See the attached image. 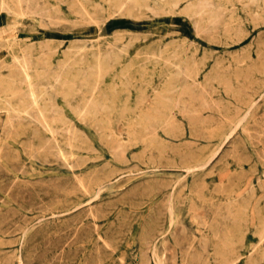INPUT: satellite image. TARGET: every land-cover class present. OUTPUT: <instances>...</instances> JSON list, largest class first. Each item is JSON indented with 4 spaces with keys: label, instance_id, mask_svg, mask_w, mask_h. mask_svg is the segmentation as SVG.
Here are the masks:
<instances>
[{
    "label": "rangeland",
    "instance_id": "obj_1",
    "mask_svg": "<svg viewBox=\"0 0 264 264\" xmlns=\"http://www.w3.org/2000/svg\"><path fill=\"white\" fill-rule=\"evenodd\" d=\"M19 1L0 0V264H264V0Z\"/></svg>",
    "mask_w": 264,
    "mask_h": 264
},
{
    "label": "bare ground",
    "instance_id": "obj_2",
    "mask_svg": "<svg viewBox=\"0 0 264 264\" xmlns=\"http://www.w3.org/2000/svg\"><path fill=\"white\" fill-rule=\"evenodd\" d=\"M20 1H21V0H20ZM20 1H19V2H20ZM62 1H63V0H62ZM89 1H90V0H89ZM10 2H11V0H10ZM15 2H16V1H15ZM29 2H33V0H31V1H29ZM77 2H78V1H77ZM77 2H76V3H77ZM210 2H212V1L210 0ZM27 3H28V2H27ZM35 3L37 4V1H36ZM40 3H41V2H40ZM76 3H75V4H76ZM121 3H122V2H121ZM126 3H127V1H126ZM201 3H202V2H201ZM207 3H208V2H207ZM213 3H214V2H213ZM36 4H35V5H36ZM41 4H43V2H42ZM41 4H40V5H41ZM123 4H124V2H123ZM32 5H33V3H32ZM64 5H65V4H64ZM131 5H132V4H131ZM201 5H202V4H201ZM247 5H248V4H247ZM2 6H3V4H2ZM2 6H1V7H2ZM4 6H5V5H4ZM10 6H11V4H10ZM14 6H15V5H14ZM21 6H22V5H21ZM50 6L52 7V5H50ZM83 6H84V5H83ZM124 6H125V4H124ZM133 6H134V5H133ZM186 6H187V5H186ZM205 6H206V5H204L203 7H205ZM216 6H218V5H216ZM26 7H27V6H26ZM33 7H34V6H33ZM35 7H36V6H35ZM42 7H43V6H42ZM45 7H46V6H45ZM45 7H44V8H45ZM80 7H81V6H80ZM125 7H127V6H125ZM207 7H208V6H207ZM5 8H6V7H5ZM5 8H3V9H5ZM30 8H31V7H30ZM44 8H43V9H44ZM56 8H57V7H56ZM68 8H69V7H68ZM102 8H103V7H102ZM122 8H123V7H122ZM201 8H202V7H201ZM219 8H220V6H219ZM1 9H2V8H1ZM16 9H17V8H16ZM26 9H28V7H27ZM35 9H37V8H35ZM40 9H41V8H40ZM46 9H47V8H46ZM52 9H54V8H52ZM65 9H66V8H65ZM5 10H6V9H5ZM19 10H20V9H19ZM30 10H31V9H30ZM44 10H45V9H44ZM47 10H48V9H47ZM79 10H80V9H79ZM100 10H101V9H100ZM217 10H218V9H217ZM226 10H227V9H226ZM22 11H23V9H22ZM24 11H25V10H24ZM38 11H39V9H38ZM40 11H41V10H40ZM40 11H39V12H40ZM42 11H43V10H42ZM119 11H121V10L119 9ZM149 11H150V10H149ZM222 11H223V10H222ZM222 11L220 10V12H222ZM245 11H246V10H245ZM29 12H30V11H29ZM45 12H47V11H45ZM71 12H72V10H71ZM82 12H83V11H82ZM84 12H85V11H84ZM87 12H88V11H87ZM122 12H123V11H122ZM150 12H151V11H150ZM216 12H217V11H216ZM2 13H3V12H2ZM34 13H38V12H34ZM77 13H78V12H77ZM27 14H28V13H27ZM30 14H31V13H30ZM43 14H44V13H43ZM43 14H42V15H43ZM216 14H218V12H217ZM216 14H215V15H216ZM4 15H5V14H4ZM85 15H86V14H85ZM120 15H121V14H120ZM199 15H200V14H199ZM219 15H220V13H219ZM219 15H217V16L219 17ZM46 16H47V15H46ZM80 16L82 17L81 14H80ZM117 16H118V15H117ZM221 16H222V15H221ZM224 16H225V15H224ZM4 17H5V16H4ZM49 17H51V16L49 15ZM136 17H137V16H136ZM222 17H223V16H222ZM21 18H22V17H21ZM25 18H26V17H25ZM87 18H88V16H87ZM94 18H95V17H94ZM97 18H98V17H97ZM39 19H40V18H39ZM44 19H45V18H44ZM48 19H49V18H48ZM65 19H66V18H65ZM82 19H83V18H82ZM82 19H81V20H82ZM88 19H91V18H88ZM218 19H220V17H219ZM50 20H51V19H50ZM52 20H53V19H52ZM54 20L57 21V19H54ZM54 20H53V22H55ZM101 20H102V19H101ZM260 20H261V19H260ZM4 21H5V20H4ZM45 21H46V20H45ZM48 21H49V20H48ZM74 21H75V20H74ZM91 21H92V20H91ZM104 21H105V20H104ZM41 22H42V21H41ZM43 22H44V21H43ZM76 22H78V21H76ZM93 22H94V21H93ZM102 22H103V20H102ZM223 22H224V21H223ZM24 23H25V22H24ZM47 23H48V22H47ZM58 23H59V21L57 22V24H58ZM70 23H71V22H70ZM80 23H81V22H80ZM80 23H79V24H80ZM193 23H194V22H193ZM39 24H40V23H39ZM54 24H55V23H54ZM67 24H68V23H67ZM73 24H75V23H73ZM191 24H192V22H191ZM195 25H196V24H195ZM208 25H210V24H208ZM212 25H213V24H212ZM24 26H25V25H24ZM50 26H51V25H50ZM58 26H59V25H58ZM69 26H70V25H69ZM206 26H207V25H206ZM210 26H211V25H210ZM217 26H218V24H217ZM51 27H52V26H51ZM55 27H56V26H55ZM72 27H73V26H72ZM212 27H213V26H212ZM212 27H211V28H212ZM214 27H215V26H214ZM58 28H59V27H58ZM70 28H71V27H70ZM195 28H196V27H195ZM207 28H208V27H207ZM237 28H238V27H237ZM7 29H8V28H7ZM60 29H61V28H60ZM60 29H59V30H60ZM18 30H19V29H18ZM207 30H208V29H207ZM233 30H234V29H233ZM238 30H239V29H238ZM8 31H9V30H8ZM16 31H17V30H16ZM196 31H197V30H196ZM209 31H212V30H209ZM209 31H208V32H209ZM221 31H222V30H221ZM1 32H2V31H1ZM9 32H10V31H9ZM208 32H207V33H208ZM232 32H234V31H232ZM232 32H231V33H232ZM3 33H4V31H3ZM201 33H202V32H201ZM204 33H206V32H204ZM135 34H136V33H135ZM202 34H203V33H202ZM208 34H210V33H208ZM211 34H212V33H211ZM198 36H199V35H198ZM142 39H143V38H142ZM17 40H18V39H17ZM131 40H132V38H131ZM4 42H6V41H4ZM89 42H90V41H89ZM6 43H7V42H6ZM41 43H42V42H41ZM121 43H122V42H121ZM3 44H4V43H3ZM47 44H48V43H47ZM47 44H45V46H46ZM87 44H88V43H87ZM114 45H116V44H113L112 47H114ZM127 45H128V44H127ZM116 47H117V46H116ZM43 48H44V47H43ZM110 48H111V47H110ZM193 48H194V47H193ZM41 49H42V48H41ZM97 49H98V46H97ZM158 49H159V48H158ZM46 50H47V49H46ZM46 50H45V51H46ZM48 50H49V49H48ZM48 50H47V51H48ZM73 50H74V49H73ZM73 50H72V51H73ZM201 50H202V49H201ZM11 51H12V50H11ZM41 51H43V50H41ZM111 51H112V50H111ZM111 51H110V53H111ZM48 52H49V51H48ZM107 52H108V51H107ZM118 52H121V50L118 51ZM195 53H196V52H195ZM24 54H25V53H24ZM28 54H29V53H28ZM48 54H49V53H48ZM147 54H148V53H147ZM147 54H146V57L148 58ZM175 55H176V54H175ZM261 55H262V54H261ZM24 56H25V55H24ZM39 56H40V55H39ZM152 56H153V55H152ZM158 56H159V55H158ZM11 57H12V56H11ZM42 57H43V53H42ZM150 57H151V56H150ZM262 57H263V56H262ZM12 58H13V57H12ZM29 58H30V57H29ZM47 58H48V57H47ZM101 58H102V57H101ZM108 58H109V57H108ZM158 58H159V57H158ZM249 58H250V57H249ZM17 59H20V58H17ZM14 60H15V59H14ZM27 60H28V59H27ZM49 60H50V59H49ZM97 60H98V59H97ZM111 60H112V58H111ZM178 60H179V59H178ZM15 61H16V60H15ZM24 61H25V60H24ZM32 61H33V60H32ZM63 61H64V60H63ZM128 61H129V59H128ZM263 61H264V60H263ZM30 62H31V61L29 60V63H30ZM41 62H42V61H41ZM43 62H44V60H43ZM169 62H170V61H169ZM15 63H17V61H16ZM31 63H32V62H31ZM98 63H99V61H98ZM111 63H112V62H111ZM173 63H174V61H173ZM175 63H176V62H175ZM204 63H205V62H204ZM215 63H216V62H215ZM227 63H228V62H227ZM25 64H26V63H25ZM39 64H40V62H39ZM41 64H42V63H41ZM171 64H172V63H171ZM233 64H234V63H233ZM236 64H237V62H236ZM238 64H239V63H238ZM6 65H7V64H6ZM68 65H69V64H68ZM99 65H100V63H99ZM8 66H9V65H8ZM21 66H22V65H21ZM59 66H60V64H59ZM61 66H62V65H61ZM65 66H66V65H65ZM95 66H96V65H95ZM239 66H240V64H239ZM9 67H10V66H9ZM22 67H23V66H22ZM27 67H29V65H28ZM42 67H43L44 69H46L43 65H42ZM67 67H68V66H67ZM86 67H87V65H86ZM23 68H24V67H23ZM58 68H59V67H58ZM101 68H102V67H101ZM101 68H100V69H101ZM19 69H21V68H19ZM65 69H66V68H65ZM96 69H97V67H96ZM100 69H99V70H100ZM175 69H176V68H175ZM177 69H179V68H177ZM177 69H176V70H177ZM183 69H184V68H183ZM226 69H228V68H226ZM230 69H231V68H230ZM248 69L250 70V68H248ZM252 69H253V67H252ZM27 70H28V69H27ZM34 70H35V69H34ZM49 70H52V69H49ZM60 70H61V69H60ZM181 70H182V69H181ZM21 71H22V70H21ZM43 71H44V70H43ZM63 71H64V70H63ZM63 71H62V72H63ZM66 71H67V69H66ZM86 71H87V70H86ZM94 71H95V70H94ZM183 71H184V70H183ZM185 71H186V69H185ZM6 72H7V71H6ZM18 72H19V71H18ZM34 72H35V71H34ZM59 72H60V71H59ZM62 72H61V75H62ZM82 72H83V71H82ZM13 73H14V72H13ZM68 73H69V72H68ZM182 73H183V72H182ZM23 74H24V73H23ZM25 74H26V71H25ZM46 74H47V73H46ZM98 74H99V73H98ZM98 74H97V75H98ZM196 74H197V73H196ZM35 75H36V74H35ZM37 75H38V74H37ZM56 75H57V73H56ZM126 75H127V74H126ZM87 76H88V75H87ZM194 76H195V74H194ZM194 76H193V77H194ZM232 76H233V75H232ZM31 77H32V76H31ZM31 77H30V79H31ZM40 77H42V76L40 75ZM40 77H39V78H40ZM46 77H47V76H46ZM50 77H51V76H50ZM80 77H82V75H81ZM212 77H213V76H212ZM51 78H52V77H51ZM88 78H89V77H88ZM184 78H185V76H184ZM190 78H191V77H190ZM234 78H235V77H234ZM30 79H29V80H30ZM37 79H38V78H37ZM37 79H36V80H37ZM47 79H48V78H47ZM47 79H45V80L43 79V80L46 81ZM56 79H57V78H56ZM59 79H60V77H59ZM85 79H86V78H85ZM210 79H211V78H210ZM218 79H219V78H218ZM17 80H18V79H17ZM24 80H25V79H24ZM26 80H27V79H26ZM26 80H25V81H26ZM96 80H98V78H96ZM186 80H187V79H186ZM186 80L184 79V81H186ZM191 80H193V79H191ZM196 80H197V79H196ZM214 80H215V79H214ZM234 80H235V79H234ZM44 81H43V82H44ZM54 81H55V80H54ZM56 81H57V80H56ZM61 81H62V80H61ZM92 81H93V80H92ZM19 82H20V81H19ZM46 82H47V81H46ZM46 82H45V83H46ZM78 82H79V80H78ZM182 82H183V81H182ZM29 83H30V81H29ZM36 83H37V82H36ZM39 83H40V82H39ZM49 83H50V82H49ZM139 83H140V82H139ZM229 83H230V82H229ZM19 84H21V83H19ZM61 84H63V82H62ZM69 84H70V83H69ZM83 84H84V83H83ZM95 84H97V83H95ZM95 84H94V85H95ZM34 85H35V84H34ZM34 85L32 84V86H34ZM58 85H59V83H58ZM78 85H79V84H77V86H78ZM193 85H194V84H193ZM221 85H222V84H221ZM25 86H26V85H25ZM32 86H31V87H32ZM36 86H37V84H36ZM36 86H35V87H36ZM60 86H61V85H60ZM62 86H63V85H62ZM226 86H227V85H225V87H226ZM229 86H230V85H229ZM52 87H53V85H52ZM27 88H28V85H27ZM47 88H48V87H47ZM85 88H87V87H85ZM92 88H93V87H92ZM194 88H195V87H194ZM21 89H22V88H21ZM45 89H46V88H45ZM51 89H52V88H51ZM60 89H61V88H60ZM87 89H90V88L88 87ZM87 89H86V90H87ZM200 89H201V88H200ZM203 89H204V88H203ZM211 89H212V88H211ZM239 89H240V88H239ZM242 89H243V88H242ZM245 89H246V87L244 88V90H245ZM28 90H29V89H28ZM30 90H31V89H30ZM92 90H95V87H94V89H92ZM165 90H166V89H165ZM231 90H232V88H231ZM237 90H238V89H237ZM31 91H32V90H31ZM54 91H55V90H54ZM175 91H176V90H175ZM238 91H239V90H238ZM19 92H21V91H19ZM50 92H51V91H50ZM81 92H82V91H81ZM81 92H80V95H81ZM180 92H182V91H180ZM189 92H190V91H189ZM191 92H192V91H191ZM191 92H190V93H191ZM199 92H202V91L200 90ZM31 93H32V92H31ZM73 93H74V91H73ZM164 93H165V92H164ZM168 93H169V92H168ZM193 93H194V92H193ZM202 93H203V92H202ZM206 93H207V92H206ZM33 94H34V93H33ZM33 94H32V95H33ZM77 94H78V92H77ZM183 94H184V92H183ZM197 94H198V93H197ZM199 94H200V93H199ZM14 95H18V94H14ZM25 95H26V93H25ZM27 95H28V94H27ZM55 95H57V94H55ZM74 95H75V93H74ZM78 95H79V94H78ZM91 95H92V94H91ZM179 95H180V94H179ZM189 95H190V94H189ZM205 95H206V94H205ZM33 96H34V95H33ZM81 96H82V95H81ZM85 96H86V95H85ZM98 96H99V95H98ZM176 96H177V94H176ZM192 96H193V95H192ZM197 96H198V95H197ZM27 97H28V96H27ZM30 97H31V95H30ZM54 97H55V96H54ZM61 97H62V95H61ZM187 97H188V96H187ZM31 98H32V97H31ZM47 98H48V97H47ZM72 98H73V96H72ZM74 98H75V97H74ZM76 98H77V97H76ZM170 98H171V97H170ZM195 98H196V97H195ZM38 99H39V98H38ZM40 99H41V98H40ZM49 99H50V97H49ZM62 99H63V98H62ZM67 99H68V98H67ZM171 99H172V98H171ZM180 99H181V98H180ZM189 99H190V98H189ZM198 99H199V97H198ZM202 99H203V98H202ZM34 100H35V98H34ZM200 100H201V99H200ZM73 101H74V100H73ZM86 101H87V100H86ZM166 101H167V100H166ZM171 101H172V100H171ZM208 101H209V100H208ZM262 101H264V100H262ZM9 102H10V101H9ZM34 102H35V101H34ZM79 102H80V100H79ZM82 102H83V101H82ZM82 102H81V103H82ZM102 102H103V101H102ZM199 102H200V101H199ZM211 102H212V101H211ZM252 102H253V101H252ZM6 103H7V102H6ZM19 103H20V102H19ZM49 103H50V102H49ZM90 103H91V102H90ZM153 103H154V102H153ZM170 103H172V102H170ZM215 103H216V102H215ZM215 103H214V104H215ZM246 103H247V102H246ZM54 104H55V102H54ZM76 104H77V102H76ZM91 104H92V103H91ZM167 104H168V103H167ZM187 104H188V103H187ZM36 105H37V104H36ZM51 105H52V104H51ZM83 105H84V104H83ZM85 105H86V104H85ZM85 105H84V106H85ZM94 105H95V104H94ZM163 105H164V104H163ZM176 105H178V104H176ZM183 105H184V104H183ZM9 106H10V105H9ZM68 106H69V105H68ZM81 106H82V105H81ZM84 106H83V107H84ZM86 106L88 107V104H87ZM104 106H105V105H104ZM167 106H168V105H167ZM205 106H208V105L206 104ZM215 106H216V105H215ZM32 107H35V106L33 105ZM50 107H51V106H50ZM90 107H91V106H90ZM95 107H96V109H97V108L99 109V107H97V105L94 106V108H95ZM51 108H53V107H51ZM78 108H80V107L78 106ZM253 108H254V107H253ZM36 109H37V108H36ZM38 109H39V108H38ZM61 109H62V108H61ZM75 109H76V107H75ZM112 109H113V108H112ZM167 109H168V107H167ZM177 109H178V108H177ZM32 110H34V109H32ZM58 110H59V109H58ZM79 110H80V109H79ZM86 110H87V109H86ZM93 110H94V109H93ZM100 110H101V109H100ZM162 110H163V109H162ZM180 110H181V109H180ZM183 110H185V109L183 108ZM186 110H187V109H186ZM41 111H42V110H41ZM50 111H51V109H50ZM52 111H54V110L52 109ZM55 111H56V110H55ZM72 111H73V110H72ZM156 111L158 112V110H156ZM163 111L165 112V110H163ZM262 111H263V110H262ZM13 112H14V111H13ZM13 112H12V113H13ZM42 112H43V111H42ZM42 112H41V113H42ZM183 112H184V111H183ZM6 113H7V112H6ZM14 113H16V112H14ZM19 113H20V111H19ZM24 113H26V112H24ZM24 113H23V114H24ZM29 113H30V112H28V114H29ZM33 113H34V112H33ZM47 113H48V112H47ZM52 113H53V112H52ZM98 113H99V112H98ZM168 113H169V112H168ZM10 114H11V113H10ZM16 114H17V113H16ZM42 114H43V113H42ZM58 114H59V113H58ZM78 114H79V113H78ZM81 114H82V113H81ZM170 114H171V113H170ZM180 114H181V113H180ZM192 114H193V113H192ZM201 114H202V113H201ZM201 114H199V115H201ZM12 115H13V114H12ZM19 115H20V114H19ZM34 115H35V114H34ZM37 115L39 116V114H37ZM43 115H44V114H43ZM51 115H52V114H51ZM51 115H50V116H51ZM160 115H162V113H159V114L155 113V115L152 116V119L149 120V121H151V122H150L149 124H145V125L143 126V128H142L141 132L139 133V135H140V136H144L145 134H148V133H150V132L152 133V132L156 129V126H157L158 124H160V123L163 124V123H162L163 120L161 121V119H160ZM14 116H15V118H16V115H14ZM17 116H18V115H17ZM24 116H25V115H24ZM32 116H33V114H32ZM32 116H31V117H32ZM35 116H36V115H35ZM53 116H54V115H53ZM162 116H163V115H162ZM220 116H221V115H220ZM19 117H21V116H19ZM19 117H18V118H19ZM39 117H40V116H39ZM45 117H46V115H45ZM54 117H55V116H54ZM164 117H167V116H163V118H164ZM170 117H171V116H170ZM12 118H13V116H12ZM36 118H37V117H36ZM59 118H60V117H59ZM61 118H63V117H61ZM258 118H259V117H258ZM19 119H20V118H19ZM19 119H18V120H19ZM21 119H22V118H21ZM30 119H31V118H30ZM30 119H29V120H30ZM43 119H45V118H43ZM51 119H52V118H51ZM167 119H169V118H167ZM203 119H204V118H203ZM31 120H32V119H31ZM220 120H221V119H220ZM15 121H16V120H15ZM36 121H37V122H40V120L38 121V119H37ZM36 121H35V123H36ZM41 121H43V120H41ZM44 121H46V120H44ZM149 121H148V122H149ZM166 121H167V120H166ZM168 121H169V120H168ZM46 122H47V121H46ZM64 122H65V121H64ZM96 122H97V121H96ZM164 122H165V121H164ZM171 122H172V121H171ZM2 123H3V122H2ZM40 123H41V122H40ZM43 123H44V122H43ZM43 123H42V124H43ZM100 123H101V122H100ZM168 123H169V122H168ZM42 124H41V125H42ZM51 124H52V122H51ZM53 124H54V122H53ZM70 124H72V123H70ZM94 124H96V123H94ZM173 124H174V123H173ZM253 124H254V122H253ZM32 125H33V124H32ZM44 125H45V124H44ZM42 126H43V125H42ZM42 126H41V127H42ZM47 126H48V125H47ZM47 126H46V127H47ZM54 126H55V124H54ZM158 126H159V125H158ZM158 126H157V127H158ZM161 126H162V125H161ZM187 126H188V125H187ZM28 127H29V126H28ZM48 127H49V126H48ZM50 127H52V126H50ZM167 127H168V126H166V128H167ZM201 127H202V126H201ZM233 127H234V126H233ZM235 127H236V126H235ZM42 128H44V127H42ZM70 128H71V127H70ZM70 128H69V129H70ZM73 128L75 129V126H74ZM160 128H162V127H160ZM241 128H242V127H241ZM262 128H263V127H262ZM11 129H12V126H11ZM32 129H33V128H32ZM56 129H58V128H56ZM65 129H66V128H65ZM162 129H163V128H162ZM227 129H228V128H227ZM242 129H243V128H242ZM257 129H258V128H257ZM35 130H37V129H35ZM44 130H46V129H44ZM71 130H73V129H71ZM97 130H98V129H97ZM243 130H244V129H243ZM50 131H52V128H51ZM73 131H74V130H73ZM94 131H95V130H94ZM103 131H104V130H103ZM229 131H230V130H229ZM4 132H5V131H4ZM54 132H55V130H54ZM65 132H66V131H65ZM127 132H128V131H127ZM155 132H156V131H155ZM170 132H171V131H170ZM249 132H250V131H249ZM51 133H52V132H51ZM55 133H57V132H55ZM78 133H79V132H78ZM81 133H82V132H81ZM163 133H164V132H163ZM203 133H205L204 130H203ZM66 134H67V133H66ZM71 134H72V133H71ZM73 134H74V133H73ZM129 134H130V133H129ZM205 134H206V133H205ZM240 134H241V133H240ZM257 134H258V133H257ZM46 135H47V134H46ZM127 135H128V134H127ZM131 135H132V134H131ZM153 135H154V134H153ZM200 135H201V134H200ZM258 135H259V134H258ZM70 136H71V135H70ZM151 136H152V135H151ZM188 136H189V135H188ZM259 136H260V135H259ZM37 137H38V135H37ZM71 137H74V136H71ZM145 137H146V136H145ZM208 137H209V136H208ZM98 138H99V137H98ZM130 138H131V136H130ZM259 138H260V137H259ZM35 139H36V138H35ZM35 139H34V140H35ZM68 139H69V138H68ZM80 139H81V138H80ZM142 139H143V138H142ZM147 139H148V138H147ZM37 140H38V138H37ZM47 140H48V139H47ZM51 140H52V138H51ZM51 140H50V141H51ZM78 140H79V139H78ZM39 141H40V140H39ZM53 141H54V140H53ZM85 141H86V140H85ZM104 141H105V140H104ZM40 142H41V141H40ZM48 142H49V141H48ZM67 142H69V141H67ZM105 142H106V141H105ZM126 142H127V141H126ZM128 142H129V141H128ZM139 142H140V141H139ZM159 142H160V141H159ZM256 142H257V141H256ZM57 143H58V142H57ZM60 143H61V142H60ZM100 143H101V142H100ZM117 143H118V141H117ZM135 143H136V142H135ZM189 143H191V142H189ZM251 143H252V142H251ZM43 144H44V142H43ZM48 144H49V143H48ZM51 144H52V143H51ZM65 144H67V143H65ZM115 144H116V143H115ZM140 144H141V143H140ZM145 144H146V143H145ZM247 144H248V143H247ZM6 145H7V144H6ZM44 145H45V144H44ZM52 145H53V144H52ZM54 145H56V144H54ZM57 145H58V144H57ZM74 145H76V144H74ZM102 145H103V144H102ZM147 145H148V144H147ZM263 145H264V144H263ZM46 146H47V145H46ZM63 146H64V145H63ZM110 146H111V145H110ZM117 146H118V145H117ZM117 146H116V147H117ZM128 146H129V145H128ZM188 146H189V144H188ZM20 147H21V146H20ZM114 147H115V146H114ZM121 147H122V145H121ZM151 147H152V146H151ZM160 147H161V145H160ZM262 147H263V146H262ZM32 148H33V147H32ZM72 148H73V147H72ZM117 148H118V147H117ZM122 148H123V147H122ZM155 148H156V147H155ZM172 148H173V147H172ZM34 149H35V148H34ZM123 149H125V147H124ZM169 149H170V148H169ZM197 149H198V148H197ZM251 149H252V148H251ZM40 150L42 151V149H40ZM47 150H49V149L47 148ZM77 150H78V149H77ZM109 150H110V149H109ZM156 150H157V149H156ZM191 150H192V149H191ZM254 150H255V149H254ZM7 151H8V150H7ZM7 151H6V152H7ZM118 151H119V150H118ZM144 151H145V148H144ZM147 151H148V150H147ZM227 151H228V150H227ZM27 152H28V151H27ZM33 152H34V151H33ZM52 152H53V150H52ZM58 152H59V151H58ZM58 152H57V153H58ZM86 152H87V151H86ZM108 152H109V151H108ZM121 152H122V149H121ZM124 152H125V151H124ZM153 152H154V151H153ZM189 152H190V151H189ZM37 153H38V152H37ZM59 153H60V152H59ZM59 153H58V154H59ZM114 153H116V151H115ZM147 153H148V152H147ZM154 153H155V152H154ZM236 153H237V152H236ZM263 153H264V152H263ZM72 154H73V153H72ZM85 154H86V153H85ZM138 154H139V153H138ZM182 154H183V152H182ZM224 154H225V153H224ZM256 154H257V153H256ZM261 154H262V153H261ZM33 155H34V154H33ZM55 155H56V154H55ZM114 155H117V154H114ZM160 155H161V154H160ZM180 155H181V154H180ZM72 156H73V155H72ZM112 156H113V155H112ZM183 156H185V155L183 154ZM233 156H234V154H233ZM245 156H246V155H245ZM263 156H264V155H263ZM38 157H39V156H38ZM58 157H59V156H58ZM60 157H61V156H60ZM69 157H70V155H69ZM82 157H83V156H82ZM117 157H119V156H117ZM124 157H125V156H124ZM132 157H133V156H132ZM148 157H149V156H148ZM189 157H190V156H189ZM236 157H237V156H236ZM64 158H65V156H64ZM77 158H78V157H77ZM119 158H120V157H119ZM160 158H161V157H160ZM182 158H184V157H182ZM221 158H222V156H221ZM231 158H232V157H231ZM244 158H246V157H244ZM256 158H257V157H256ZM40 159H41V158H40ZM73 159H74V158H73ZM75 159H76V158H75ZM83 159H84V158H83ZM88 159H89V158H88ZM93 159H94V158H93ZM185 159H186V158H185ZM76 160H77V159H76ZM76 160H75V161H76ZM85 160H86V158H85ZM90 160H91V159H90ZM127 160H128V159H127ZM146 160H147V159H146ZM262 160H263V159H262ZM47 161H48V160H47ZM56 161H58V160L56 159ZM66 161H67V160H66ZM142 161H143V160H142ZM183 161H184V160H183ZM44 162H45V160H44ZM73 162H74V161H73ZM82 162H83V161H82ZM122 162H123V161H122ZM125 162H126V161H125ZM217 162H218V161H217ZM227 162H228V161H227ZM77 163H78V162H77ZM105 163H106V162H105ZM133 163H134V162H133ZM65 164H66V163H65ZM65 164H63V165H65ZM72 164H76V163H72ZM70 165H71V164H70ZM205 165H206V163H205ZM224 165H225V164H224ZM105 166H106V165H105ZM186 166H188V165H186ZM200 166H201V165H200ZM213 166H214V165H213ZM73 167H74V165H73ZM77 167H78V166H77ZM155 167H156V166H155ZM246 167H247V166H246ZM13 168H14V167H13ZM23 168H24V167H22V169H23ZM103 168H104V167H103ZM14 169H15V168H14ZM19 169H20V168H19ZM70 170H71V169H70ZM91 170H92V169H91ZM102 170H103V169H102ZM249 170H252V169H249ZM21 171H22V170H21ZM128 171H129V170H128ZM133 171H135V170H133ZM137 171H138V170H137ZM3 172H4V171H3ZM93 172H94V171H93ZM97 172H98V171H97ZM116 172H117V171H116ZM213 172H214V171H213ZM247 172H248V171H247ZM252 172H253V171H252ZM254 172H255V170H254ZM20 173H21V172H20ZM90 173H91V171H90ZM124 173H125V172H124ZM225 173H226V172H225ZM235 173H236V172H235ZM244 173H245V172H244ZM101 174H102V173H101ZM245 174H247V173H245ZM8 175H9V174H8ZM63 175H64V174H63ZM91 175H92V174H91ZM109 175H110V174H109ZM111 175H112V174H111ZM111 175H110V176H111ZM120 175H121V174H120ZM222 175H223V174H222ZM230 175H231V174H230ZM243 175H244V174H243ZM247 175H248V174H247ZM48 176H49V175H48ZM58 176H59V175H58ZM65 176H66V175H65ZM78 176H79V175H78ZM87 176H88V175H87ZM94 176H95V175H94ZM118 176H119V175H118ZM234 176H235V175H234ZM43 177H44V176H43ZM43 177H42V178H43ZM63 177H64V176H63ZM63 177H62V178H63ZM67 177H68V176H67ZM240 177H241V176H240ZM242 177H243V176H242ZM7 178H8V177H7ZM44 178H45V177H44ZM64 178H65V177H64ZM245 178H246V177H245ZM30 179H31V178H30ZM33 179H34V178H33ZM68 179H69V178H68ZM71 179H72V177H71ZM102 179H103V178H102ZM104 179H105V178H104ZM221 179H222V178H221ZM256 179H257V178H256ZM258 179H259V178H258ZM258 179H257V180H258ZM11 180H12V179H11ZM16 180H17V178H16ZM61 180H62V179H61ZM65 180H67V178H66ZM190 180H191V179H190ZM247 180H248V179H247ZM260 180H261V179H260ZM45 181H47V179H46ZM48 181H49V180H48ZM58 181H59V180H58ZM88 181H89V179H88ZM250 181H251V180H250ZM255 181H256V180H255ZM35 182H36V181H35ZM62 182H63V180H62ZM79 182H80V181H79ZM82 182H83V180H82ZM82 182H81V183H82ZM245 182H246V181H245ZM22 183H23V182H22ZM36 183H37V182H36ZM39 183H40V182H39ZM74 183H75V182H74ZM40 184H42V182H41ZM43 184H44V183H43ZM48 184H49V183H48ZM146 184H147V183H146ZM204 184H205V183H204ZM217 184H218V183H217ZM14 185H15V184H14ZM30 185H31V184H30ZM37 185H39V184H37ZM45 185H46V184H45ZM77 185H78V184H77ZM81 185H82V184H81ZM244 185H245V184H244ZM43 186H44V185H43ZM51 186H52V185H51ZM67 186H68V185H67ZM70 186H72V185H70ZM158 186H160V185H158ZM23 187H24V186H23ZM201 187H202V186H201ZM220 187H221V186H220ZM258 187H259V186H258ZM42 188H43V187H42ZM45 188H46V187H45ZM52 188H53V187H52ZM52 188H51V189H52ZM82 188H83V186H82ZM124 188H125V187H124ZM202 188H203V187H202ZM240 188H241V187H240ZM187 189H188V188H187ZM194 189H195V188H194ZM216 189H217V188H216ZM253 189H254V187H253ZM36 190H37V189H36ZM55 190H56V189H55ZM142 190H143V189H142ZM41 191H42V190H41ZM63 191H64V190H63ZM198 191H199V190H198ZM220 191H221V190H220ZM234 191H235V190H234ZM248 191H249V190H248ZM42 192H43V191H42ZM55 192H56V191H55ZM83 192H85V191H83ZM58 193H59V192H58ZM236 193H237V192H236ZM248 193H249V192H248ZM36 194H37V193H36ZM41 194H42V193H41ZM45 194H46V193H45ZM61 194H63V193H61ZM169 194H170V192H169ZM244 194H245V193H244ZM246 195H247V194H246ZM37 196H38V195H37ZM48 196H49V195H48ZM33 197H34V196H33ZM53 197H54V196H53ZM68 197H69V196H68ZM167 198H168V196H167ZM169 198H170V197H169ZM169 198H168V200H169ZM177 198H178V197H177ZM226 198H227V197H226ZM242 198H243V197H242ZM35 199H36V198H35ZM61 199H62V198H61ZM185 199H186V198H185ZM189 200H191V199H189ZM226 200H227V199H226ZM232 200H233V198H232ZM235 200H236V199H235ZM235 200H234V201H235ZM37 201H38V200H37ZM73 201H74V200H73ZM186 201H187V200H186ZM197 201H198V200H197ZM239 201H240V200H239ZM244 201H245V199H244ZM46 202H47V201H46ZM201 202H202V200H201ZM232 202H233V201H232ZM161 203H162V202H161ZM161 203H159V204H161ZM168 203H169V202H168ZM173 203H174V200H173ZM189 203H190V202H189ZM208 203H209V202H208ZM208 203H207V204H208ZM217 203H218V202H217ZM217 203H216V204H217ZM221 203H222V202H221ZM254 203H255V202H254ZM256 203H257V201H256ZM164 204H165V203H164ZM207 204H206V205H207ZM222 204H223V203H222ZM238 204H239V203H238ZM203 205H204V204H203ZM218 205H219V204H218ZM226 205H227V204H226ZM231 205H232V204H231ZM154 206H155V205H154ZM160 206H161V205H160ZM212 206H213V205H212ZM222 206H223V205H221V207H222ZM250 206H251V204H250ZM60 207H61V206H60ZM72 207H73V206H72ZM215 207H216V206H215ZM221 207L218 206L219 209H220ZM226 207H227V206H226ZM252 207H253V206H252ZM155 208H156V207H155ZM172 208H173V207H172ZM207 208H208V207H207ZM224 208H225V207H224ZM232 208H233V207H232ZM236 208H239V206L236 207ZM236 208H235V209H236ZM162 209H163V208H162ZM204 209H205V208H204ZM221 209H222V208H221ZM226 209H227V208H226ZM226 209H225V210H226ZM235 209H234V211H235ZM55 210H56V209H55ZM216 210H218V209H216ZM225 210H224V211H225ZM229 210H230V207H229ZM239 210H240V209H239ZM159 212H160V211H159ZM159 212H158V213H159ZM215 212H216V211H215ZM218 212H219V211H218ZM221 212H222V211H221ZM232 212H233V211H232ZM240 212H241V211H240ZM94 213H95V211H94ZM228 213H230V211H228ZM233 213H235V212H233ZM238 213H239V212H238ZM244 213H245V212H244ZM96 214H97V213H96ZM100 214H101V213H100ZM162 214H163V213H162ZM196 214H197V213H196ZM217 214H218V213H217ZM235 214H236V213H235ZM235 214H234V215H235ZM241 214H242V212H241ZM249 214H250V213H249ZM50 215H51V214H50ZM92 215H93V214H92ZM123 215H125V214H123ZM151 215H152V214H151ZM232 215H233V214H232ZM232 215H231V216H232ZM85 216H86V215H85ZM88 216H89V215H88ZM200 216L202 217V215H200ZM200 216H199V218H200ZM217 216H218V215H217ZM219 216H220V214H219ZM221 216H222V214H221ZM225 216L228 217V214H226ZM240 216H241V215H240ZM243 216H245V215H243ZM157 217H158V216H157ZM157 217H156V218H157ZM164 217H165V216H164ZM213 217H214V216H213ZM154 218H155V217H154ZM199 218H198V219H199ZM89 219H92V218H89ZM119 219H120V218H119ZM208 219H209V218H208ZM220 219H221V218H220ZM225 219H227V218H225ZM234 219H235V218H234ZM234 219H233V220H234ZM92 220H93V219H92ZM120 220H121V219H120ZM245 220H246V219H245ZM248 220H249V219H248ZM78 221H79V220H78ZM95 221H96V220H95ZM184 221H185V220H184ZM199 221H200V220H199ZM229 221H230V220H229ZM239 221H240V220H239ZM250 221H251V220H250ZM73 222H74V220H73ZM181 222L183 223V221H181ZM202 222H203V221H202ZM226 222H227V221H226ZM232 222H233V221H232ZM232 222H231V223H232ZM234 222H235V220H234ZM234 222H233V225H234ZM93 223H94V222H93ZM182 223H180V224H182ZM216 223H217V222H216ZM216 223H215V224H216ZM240 223H241V222H240ZM74 224H75V223H74ZM117 224H118V223H117ZM157 224H158V223H157ZM194 224H195V223H194ZM212 224H213V223H212ZM222 224H223V223H222ZM224 224H225V223H224ZM89 225H90V224H89ZM110 225H111V223H110ZM201 225H202V224H201ZM176 226H177V225H176ZM215 226H216V225H215ZM217 226H218V225H217ZM217 226H216V227H217ZM222 226H223V225H222ZM222 226H221V227H222ZM228 226H229V225H228ZM63 227H64V226H63ZM110 227H111V226H110ZM150 227H151V226H150ZM190 227H191V226H190ZM209 227H210V225H209ZM216 227H215V228H216ZM218 227H219V226H218ZM235 227H236V226H235ZM60 228H61V227H60ZM60 228H59V229H60ZM67 228H68V226H67ZM72 228H73V227H72ZM86 228H87V227H86ZM86 228H85V229H86ZM96 228H97V227H96ZM114 228H115V227H114ZM116 228H117V227H116ZM128 228H129V227H128ZM174 228H175V227H174ZM182 228H184V227H182ZM211 228H212V227H211ZM87 229H88V228H87ZM153 229H154V228H153ZM161 229H163V228H161ZM190 229H191V228H190ZM203 229H204V228H203ZM208 229H209V228H208ZM212 229H214V227H213ZM62 230H63V229H62ZM93 230H94V229H93ZM214 230H215V229H214ZM237 230H238V228H237ZM71 231H72V230H71ZM81 231H82V230H81ZM109 231H110V230H109ZM115 231H116V230H115ZM183 231H184V230H183ZM211 231H212V230H211ZM215 231L217 232V230H215ZM82 232H83V231H82ZM96 232H97V231H96ZM101 232H102V231H101ZM107 232H108V231H107ZM149 232H150V231H149ZM159 232H160V231H159ZM181 232H182V230H181ZM226 232H227V231H226ZM239 232H240V231H239ZM68 233H69V231H68ZM78 233H79V232H78ZM85 233H86V232H85ZM115 233H117V232H115ZM172 233H173V232H172ZM187 233H188V231L186 232V234H187ZM227 233H228V232H227ZM189 234H190V231H189ZM211 234H212V233H211ZM219 234H220V233H219ZM219 234H218V236H219ZM222 234H223V232H222ZM236 234H237V233H236ZM239 234H240V233H239ZM239 234H237V235H239ZM67 235H68V234H67ZM69 235H70V234H69ZM73 235H74V234H73ZM80 235H81V234H80ZM87 235H89V234H87ZM179 235H180V233H179ZM228 235H229V234H228ZM63 236H64V235H63ZM71 236H72V235H71ZM78 236H79V235H78ZM184 236H185V235H184ZM184 236H183V237H184ZM200 236H201V234H200ZM215 236H216V235H215ZM256 236H257V235H256ZM61 237H62V236H61ZM79 237H80V236H79ZM116 237H117V236H116ZM174 237H176L175 234H174ZM181 237H182V236H181ZM204 237H205V236H204ZM209 237H210V236H209ZM222 237H223V236H222ZM224 237H225V236H224ZM224 237H223V238H224ZM257 237H258V236H257ZM64 238H65V237H64ZM189 238H190V237H189ZM227 238H229V237H227ZM46 239H47V238H46ZM58 239H59V238H58ZM68 239H69V238H68ZM97 239H99V238H97ZM97 239H96V240H97ZM178 239H180V236H179ZM218 239H219V238H218ZM231 239H232V237H231ZM102 240H103V239H102ZM202 240H203V239H202ZM52 241H53V240H52ZM58 241H59V240H58ZM61 241H62V240H61ZM66 241H67V239H66ZM66 241H65V242H66ZM70 241H71V240H70ZM107 241H108V240H107ZM181 241H183V240H181ZM214 241H215V240H214ZM238 241H239V240H238ZM238 241H237V243H238ZM240 241H241V240H240ZM96 242H97V241H96ZM110 242H111V241H110ZM172 242H173V241H172ZM202 242H203V241H202ZM206 242H207V241H206ZM45 243H46V242H45ZM47 243H48V242H47ZM49 243H50V242H49ZM63 243H64V242H63ZM69 243H70V242H69ZM175 243H176V242H175ZM221 243H222V242H221ZM234 243H236V242H234ZM54 244H55V243H54ZM93 244H94V243H93ZM102 244H103V243H102ZM165 244H166V242H165ZM189 244H190V243H189ZM204 244H206V243H204ZM207 244H208V243H207ZM207 244H206V245H207ZM47 245H48V244H47ZM109 245H110V244H109ZM213 245H214V244H213ZM49 246H50V245H49ZM96 246H98V245H96ZM168 246H169V245H168ZM168 246H167V247H168ZM189 246H190V245H189ZM189 246H188V248H189ZM202 246H203V245H202ZM204 246H205V245H204ZM204 246H203V247H204ZM46 247H47V246H46ZM175 247H176V246H175ZM181 247H182V245H181ZM251 247H252V246H251ZM38 248H39V247H38ZM171 248H172V247H171ZM192 248H193V247H192ZM198 248H199V247H198ZM212 248H213V247H212ZM222 248H223V247H222ZM222 248H221V249H222ZM233 248H234V247H233ZM258 248H259V247H258ZM262 248H263V247H262ZM58 249H59V248H58ZM78 249H79V248H78ZM104 249H105V248H104ZM202 249H203V248H202ZM229 249H230V248H229ZM237 249H238V248H237ZM163 250H164V249H163ZM171 250H172V249H171ZM205 250H206V248H205ZM226 250H227V249H226ZM260 250H261V249H260ZM263 250H264V249H263ZM69 251H70V250H69ZM174 251H176V250H174ZM193 251H194V250H193ZM213 251H214V250H213ZM224 251H225V250H224ZM224 251H222V252H224ZM229 251H230V250H229ZM229 251H228V252H229ZM252 251H253V250H252ZM105 252H106V251H105ZM112 252H113V251H112ZM188 252H189V251H188ZM196 252H197V251H196ZM206 252H207V251H206ZM222 252H220V253H222ZM232 252H233V251H232ZM237 252H238V251H237ZM248 252H249V251H248ZM44 253H45V252H44ZM47 253H48V252H47ZM168 253H169V252H168ZM204 253H205V251H204ZM220 253H219V254H220ZM224 253H225V252H224ZM224 253H223V254H224ZM61 254H62V253H61ZM67 254H68V253H67ZM138 254H139V252H138ZM175 254H176V253H175ZM178 254H179V253H178ZM192 254H193V253H192ZM194 254H195V253H194ZM212 254H213V252H212ZM229 254H230V253H229ZM233 254H234V253H233ZM56 255H57V254H56ZM58 255H59V254H58ZM70 255H71V254H70ZM206 255H207V254H206ZM235 255H236V254H235ZM235 255H234V256H235ZM239 255H241V254H239ZM250 255H251V254H250ZM260 255H261V254H260ZM89 256H90V255H89ZM139 256H140V255H139ZM193 256H194V255H192V257H193ZM213 256H214V255H213ZM228 256H229V255H228ZM230 256H231V255H230ZM237 256H238V255H237ZM248 256H249V255H248ZM60 257H61V256H60ZM67 257H68V256H67ZM71 257H72V256H70V258H71ZM92 257H93V256H92ZM145 257H146V255H145ZM184 257H185V256H184ZM187 257L190 258V256H187ZM201 257H202V256H201ZM203 257H204V256H203ZM205 257H206V256H205ZM205 257H204V258H205ZM96 258H97V257H96ZM117 258H118V257H117ZM206 258H207V257H206ZM212 258H213V257H212ZM238 258H239V256H238ZM262 258H263V257H261V260H263ZM36 259H38V258H36ZM92 259H93V258H92ZM92 259H91V261H92ZM175 259H176V258H175ZM185 259H186V258H185ZM201 259H202V258H201ZM207 259H209V258H207ZM220 259H221V258H220ZM235 259H236V258H235ZM55 260H56V259H55ZM59 260H60V259H59ZM98 260H99V259H98ZM183 260H184V259H183ZM213 260H214V258H213ZM213 260H212V261H213ZM226 260H227V259H226ZM255 260H256V258H255ZM259 260H260V259H259ZM138 261L140 262V260H138ZM153 261H154V260H153ZM153 261H152V262H153ZM169 261H170V260H169ZM172 261H173V260H172ZM196 261H197V260H196ZM196 261H195V262H196ZM218 261H219V260H218ZM229 261H230V260H229ZM245 261H246V260H245ZM52 262H53V260H52ZM56 262H57V261H56ZM120 262L122 263V260H121ZM148 262H149V261H148ZM205 262H206V261L204 260V264H205ZM232 262H234V261H232ZM259 262H260V261H259ZM5 263H6V261H5ZM53 263H54V262H53ZM154 263H155V262H154ZM226 263H227V262H226ZM246 263H247V262H246ZM47 264H48V263H47ZM85 264H86V263H85ZM189 264H190V262H189ZM195 264H196V263H195ZM214 264H215V263H214ZM232 264H233V263H232ZM234 264H235V263H234ZM251 264H252V263H251Z\"/></svg>",
    "mask_w": 264,
    "mask_h": 264
}]
</instances>
